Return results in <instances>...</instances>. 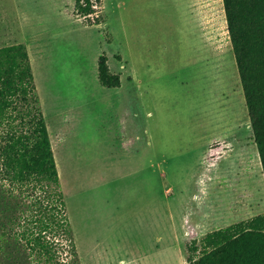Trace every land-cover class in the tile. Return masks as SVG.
Segmentation results:
<instances>
[{"label":"rangeland","instance_id":"obj_1","mask_svg":"<svg viewBox=\"0 0 264 264\" xmlns=\"http://www.w3.org/2000/svg\"><path fill=\"white\" fill-rule=\"evenodd\" d=\"M74 7L0 0V48L28 47L79 263L188 264L192 240L264 214L223 0H103L99 25ZM103 53L120 88L99 81ZM47 191L18 186L0 160V264H40L27 239L51 212ZM47 235L73 264L66 234Z\"/></svg>","mask_w":264,"mask_h":264},{"label":"trees","instance_id":"obj_2","mask_svg":"<svg viewBox=\"0 0 264 264\" xmlns=\"http://www.w3.org/2000/svg\"><path fill=\"white\" fill-rule=\"evenodd\" d=\"M102 2L75 0L74 13L86 25H99L104 22L97 15ZM223 3L264 173V0H223ZM98 70L103 87H121V74L112 72L106 53L99 57ZM13 117L20 118L19 124L12 126ZM5 124L7 128L0 142L2 173L20 187L31 182L46 187L53 202L48 209L51 212L37 218L38 231L33 230L27 239L30 250L40 264H62L56 242L47 235L62 231L71 243L73 264H80L51 135L25 43L0 48V126ZM189 250L188 264H264V214L194 239Z\"/></svg>","mask_w":264,"mask_h":264},{"label":"crops","instance_id":"obj_3","mask_svg":"<svg viewBox=\"0 0 264 264\" xmlns=\"http://www.w3.org/2000/svg\"><path fill=\"white\" fill-rule=\"evenodd\" d=\"M33 73L35 74V68H33ZM36 80V79H35ZM37 85V84H36ZM37 90H38V88H37ZM51 141H52V138H51ZM57 154L60 156V154H59V152H57ZM160 153H159V150H158V156H160L159 155ZM54 155H55V153H54ZM56 158V157H55ZM160 159V158H159ZM57 161H58V159H57ZM58 164H57V167H58V169L59 170H61L63 173H64V167H63V164H62V162L61 161H58L57 162ZM160 166H161V164L159 163L158 164V168H160ZM201 189H202V187H201ZM75 235V234H74ZM78 250V249H77Z\"/></svg>","mask_w":264,"mask_h":264}]
</instances>
